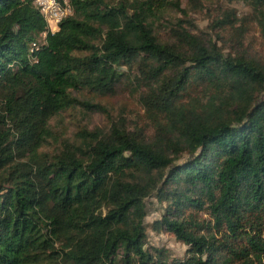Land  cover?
I'll use <instances>...</instances> for the list:
<instances>
[{
  "label": "trees",
  "instance_id": "trees-1",
  "mask_svg": "<svg viewBox=\"0 0 264 264\" xmlns=\"http://www.w3.org/2000/svg\"><path fill=\"white\" fill-rule=\"evenodd\" d=\"M224 1L250 9L212 20L228 52L180 0H70L54 32L33 0H0V264H264V58L243 46L264 0ZM121 87L142 124L55 128ZM152 195L151 229L185 257L145 247Z\"/></svg>",
  "mask_w": 264,
  "mask_h": 264
},
{
  "label": "rangeland",
  "instance_id": "rangeland-1",
  "mask_svg": "<svg viewBox=\"0 0 264 264\" xmlns=\"http://www.w3.org/2000/svg\"><path fill=\"white\" fill-rule=\"evenodd\" d=\"M114 1V0H109ZM181 8L188 11V19L194 25L197 31L208 33L221 48L228 52L234 46L231 41L232 34L228 31H219L222 39H218L219 33L211 28L213 19L220 17L221 12L226 8L236 9L238 16H244L250 13V9L242 2H226L224 0H197L189 2V0H180ZM170 16H182L179 11H170ZM217 32V33H216ZM219 34V35H218ZM231 36H230V35ZM243 46L247 48L255 57L264 58V39L259 33V29L254 22L248 23L247 32L243 38ZM264 95V91H263ZM103 105L107 107V113H89L84 114L77 110H67L59 116L55 117L52 122L57 123L56 129L63 132H71L78 125H87L89 128L98 126L99 128H107L111 121L117 120L121 116L127 119L129 123L139 122L142 124L145 121L143 109L137 100V95H132L122 87L111 96L96 97ZM54 128V129H55ZM146 216L144 217V225L146 227L145 247L157 246L164 247L168 251L171 258H183L186 255L187 246L176 240L173 235L162 230L156 231L151 229L153 220L158 219L163 210L164 202L160 203L154 195L145 199Z\"/></svg>",
  "mask_w": 264,
  "mask_h": 264
},
{
  "label": "built area",
  "instance_id": "built-area-1",
  "mask_svg": "<svg viewBox=\"0 0 264 264\" xmlns=\"http://www.w3.org/2000/svg\"><path fill=\"white\" fill-rule=\"evenodd\" d=\"M38 7L41 15L47 22L48 28L51 32H54L58 28L59 22L66 16L72 13V5L70 0H33ZM45 38V32H43L39 40H33L29 46L30 54H34L40 48V43ZM32 60H36L35 56Z\"/></svg>",
  "mask_w": 264,
  "mask_h": 264
}]
</instances>
